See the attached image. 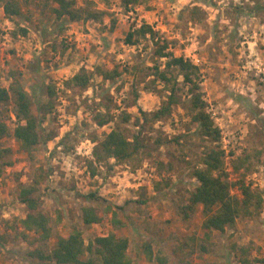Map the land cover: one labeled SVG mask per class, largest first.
<instances>
[{"label": "rangeland", "instance_id": "374dc122", "mask_svg": "<svg viewBox=\"0 0 264 264\" xmlns=\"http://www.w3.org/2000/svg\"><path fill=\"white\" fill-rule=\"evenodd\" d=\"M4 1L0 0V88L19 81L39 116L41 104H52L42 126L45 135L54 132L56 136L26 151L14 136L19 123L14 98L0 102V120L8 126L0 138V264H53L30 253L37 248L49 253L59 236H68L74 229L83 232L86 242L110 233L129 237L128 253L138 264H159L148 261L142 251L146 240L154 242L156 252L170 256L166 264H242L244 246L251 248L249 258L258 264L255 260L264 258V0H144L130 10L121 0H76L78 7L92 2L106 12L101 21L77 22L57 18L55 0H18L22 14L10 20ZM257 5L262 8L256 9ZM194 6L205 12L204 20L191 18ZM144 23L169 42L176 56L200 67L201 91L221 130L224 170L232 183L244 178L262 192L260 213L239 219L223 233L213 232L210 253L177 249L192 236H205L201 208L196 217L184 220L178 205L199 185L194 169L211 144L191 124L183 77L179 76L177 84L180 101L168 117L151 120L142 129L134 119H123L122 111L140 116L139 107L153 114L169 97L168 87L146 75L154 72L155 64L165 68L166 58L155 53L157 45L150 39L136 45L125 43L128 32ZM20 28H27L28 35H20ZM116 66L129 71L115 81H105L97 73L87 88L68 85L82 68L96 72ZM49 86L55 88L53 97ZM99 112L110 113L111 122L99 126L95 119ZM118 125L129 138L142 132L147 146L130 162L111 159L97 164L99 173L93 177L86 164L87 159H94L93 137L104 138ZM257 151L261 159L255 156ZM125 173L128 180L117 183L114 177L123 178ZM35 180L41 182L36 193L40 208L55 226L47 242L38 241L34 232L24 238L18 217L22 215L13 216L28 211L20 191ZM92 192L101 200L88 201L85 196ZM232 193L241 194L238 184ZM86 206L99 210L101 223H84ZM114 212L122 228L115 227ZM81 258L86 261L88 255Z\"/></svg>", "mask_w": 264, "mask_h": 264}, {"label": "trees", "instance_id": "16d2710c", "mask_svg": "<svg viewBox=\"0 0 264 264\" xmlns=\"http://www.w3.org/2000/svg\"><path fill=\"white\" fill-rule=\"evenodd\" d=\"M59 6L54 8V14L57 18L68 17L71 21H101L106 12L94 6V3L87 2L85 7H78L76 0H55ZM211 1V0H201ZM144 0H121V5L130 10L133 7L141 5ZM261 5H257L256 9H261ZM255 9V10H256ZM4 11L6 17L13 20L16 16L22 14L21 6L18 0H5ZM192 19L202 21L205 19V12L199 7L194 6L190 10ZM22 36H27L29 30L20 28ZM14 35H18L15 31ZM141 39H150L156 45V55L159 58H166L165 68L161 69L160 64H155L152 68L153 73L146 72L148 76H155V81L162 82L168 87L169 97L164 105L157 111L150 114L146 110L139 107L140 116H132L128 112L122 111L124 114V122L134 119V124L141 129L145 123L161 120L168 117L172 113L173 106L179 103L180 99L177 95V84L179 76L183 77L184 84L188 87V106L191 110V124L197 127L198 134L203 140L211 143L207 144L201 155L199 165L194 169L193 175L197 178L199 185L189 192V197L180 201L178 205V213L184 220L196 217L199 208L204 216L202 222V230L205 233L204 238L192 236L185 242L178 245V250L190 248L191 251L196 249L201 253H210L213 246L209 239L213 232H225L228 227L233 226L239 219L253 218L260 213L263 207L262 192L254 190L250 185L246 184L245 179H240L237 183L240 189V195H234L232 188L234 184L229 180L228 174L224 170V155L219 142L221 141V130L215 126V122L208 112L207 102L204 99V93L201 91L199 79L201 77L200 67L184 56H176L169 50V42L159 37L158 32L150 24L144 23L128 32L125 43L128 45H136ZM178 71L174 74L173 71ZM128 69H120L116 66L111 70L102 67L97 68L96 72H90L82 68L69 81L68 85L75 84L82 88H87L94 75L102 76L105 81H115ZM49 96L56 94L55 88L48 87ZM138 97V92L135 91ZM14 98L16 104V116L19 120L15 127L14 136L20 142L23 149L28 152L34 150L38 145L47 143L55 138L56 134L50 132L45 135L43 130L44 116L52 109L53 105L41 104L38 109L42 115L35 114L32 107V98L24 86L16 80H13L9 88H0V102H8ZM110 107V106H108ZM44 115V116H43ZM96 121L99 126H104L111 122L110 113L103 114L99 112L96 115ZM8 126L0 120V138L7 134ZM141 133L134 134L133 138H129L125 130L121 126H117L104 138L98 136L93 137L96 143L93 149L94 159H87L86 164L89 167L91 175L94 177L99 173L97 164L108 162L115 159L117 162H127L134 160L139 153L147 146L141 138ZM175 139H178L177 137ZM162 142H159V145ZM0 151V159L3 157ZM258 159L262 158L261 152H256ZM239 169V166H237ZM0 168V175H1ZM45 177V176H44ZM40 180H35L33 184L24 185L20 191V200L27 206V216L21 219L23 228V237L28 238L30 232H34L38 241L47 242L54 233V223L51 217L46 214L40 207L39 198L36 196L37 187ZM159 187V186H158ZM88 201H99L101 197L96 193H90L85 196ZM149 199V198H147ZM143 203V202H140ZM117 213H113L114 224L116 228H122L123 223L117 218ZM82 219L86 225L101 223L103 216L95 206H86L82 209ZM131 240L127 236H119L116 233H110L105 236H97L95 239L86 242L83 232L74 229L68 236H59L55 246L48 253L37 248L30 253V256L53 264H138L129 256ZM142 251L150 262L166 264L170 261V256L164 254L162 250L155 251L154 242L146 240L141 244ZM177 250V251H178ZM240 257L242 264H254L249 258L251 248L249 246L241 247ZM88 255L86 261L82 260V256ZM258 264H264V258L255 260Z\"/></svg>", "mask_w": 264, "mask_h": 264}, {"label": "crops", "instance_id": "0c3cea01", "mask_svg": "<svg viewBox=\"0 0 264 264\" xmlns=\"http://www.w3.org/2000/svg\"><path fill=\"white\" fill-rule=\"evenodd\" d=\"M127 178V176H126V173H125V175H124V177L122 178L121 176H115L114 177V179H118L116 182L117 183H122V182H125L126 180H128V179H126ZM23 205H24V203H23ZM18 211V210H17ZM27 213H28V211L26 212V213H20V212H14V214H13V216L14 217H17L18 215H22V216H18V217H20V219H23V218H25L26 216H27ZM9 214L7 213L6 214V216L7 217H10L11 215H9Z\"/></svg>", "mask_w": 264, "mask_h": 264}, {"label": "built area", "instance_id": "2783aa9c", "mask_svg": "<svg viewBox=\"0 0 264 264\" xmlns=\"http://www.w3.org/2000/svg\"><path fill=\"white\" fill-rule=\"evenodd\" d=\"M138 177H136L135 179L137 180Z\"/></svg>", "mask_w": 264, "mask_h": 264}]
</instances>
